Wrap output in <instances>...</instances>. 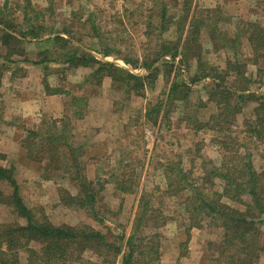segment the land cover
<instances>
[{"label": "rangeland", "instance_id": "1", "mask_svg": "<svg viewBox=\"0 0 264 264\" xmlns=\"http://www.w3.org/2000/svg\"><path fill=\"white\" fill-rule=\"evenodd\" d=\"M27 1L8 0L5 10L23 31L28 25L24 20ZM30 1L32 17L33 10L41 11L37 21L54 31L68 28L72 39L67 48H59V52L50 56L44 54L46 44L24 39L19 51L15 50L11 56L14 62H6L8 67L1 79L0 153L4 158L0 161L16 169L19 191L27 206L38 218L46 217L56 225H90L101 231L109 242L118 243L127 251L126 240L133 233L140 201L146 200L150 205L149 215L153 212L157 219L151 221L146 217L148 221L146 219L136 232V241L143 237L151 240L158 229L160 259L156 264H208L216 259L223 229L218 222L201 213L195 212L190 218L185 204L192 191L191 185L184 187L182 185H189L186 181L180 184L176 181L170 187L167 173H170L169 163L180 164L181 170L187 172L189 182L198 183L212 167L225 161L230 165L233 158L239 161L238 151L241 155L249 153L255 169L264 172V129L258 135L253 128L261 127L257 121L260 100L247 99L239 105L234 104L242 92L264 97V74L258 71L260 65L253 59L246 35L241 36L232 49L225 47L220 38L222 36L226 41L244 27L243 21L264 24L262 0ZM4 2L0 0V7ZM164 5L167 13L174 16L171 22L175 21L177 25L188 16L181 43L188 35L189 18L196 16L208 24L219 21L216 32L201 27L197 34L190 35L184 52H181V44L182 63L178 62L179 58L175 61L170 57L160 58V45L164 41L177 40L179 35L171 22L166 32H160L159 13ZM1 33L0 26V36ZM194 39L201 43L199 50L195 48L197 42ZM48 45V48L52 47V43ZM73 49L91 52L102 61L114 63L124 73H134L143 82L124 81L126 74H121L125 77L114 82L112 77L105 75L102 83L97 85L91 74L101 64L72 66L63 54ZM101 49L110 54L105 55ZM6 52L0 40V55ZM40 53L47 58H61L58 62L32 63L40 59ZM158 58L160 60L153 64L151 73L144 63ZM229 58L241 62L243 72L230 70L223 74L226 85L234 94L229 100L230 105L223 103V107L209 97L213 78L196 81L194 78L201 73L198 72L199 61L209 67L226 69ZM173 81L185 82L187 88L181 90L188 93L187 97L182 100L168 98ZM45 95L58 96L64 110L60 114L48 110L41 111V115L38 110L34 112L33 107L40 105L39 96L45 99ZM46 103L43 100L41 104L46 106ZM52 105L59 107L56 102ZM75 111L77 115H74ZM221 111L224 114L215 121L212 115ZM64 119L68 120L64 123L74 125L72 131L65 126L63 131L60 124V129L66 132L65 144L60 140L56 142L58 145L47 142L50 123ZM38 127L46 130L42 137L44 142L38 141L41 144L38 143L32 157H28L22 144L25 138H32L28 131ZM66 144L81 148L80 176L71 164L72 156ZM54 145H57L58 153H54ZM58 155L62 156L61 161L55 158ZM42 157L43 161H40ZM85 179L99 190L102 220L95 219L81 206H67L61 201V190L66 188L71 195H77L88 187ZM214 181L212 187L217 192L223 191V182L220 179ZM2 186L4 193H11L7 183ZM225 201L239 205L227 198ZM0 222L24 225L26 220L2 200ZM146 242L156 247V242ZM33 245L39 251L43 247L42 243ZM19 250L18 264H27L26 248ZM84 260L122 264L121 255L114 259L112 253L100 257L86 250L80 258L83 264ZM256 263L264 264V252Z\"/></svg>", "mask_w": 264, "mask_h": 264}, {"label": "trees", "instance_id": "2", "mask_svg": "<svg viewBox=\"0 0 264 264\" xmlns=\"http://www.w3.org/2000/svg\"><path fill=\"white\" fill-rule=\"evenodd\" d=\"M8 0H5L2 7H0V26H1V36L0 40L2 44L6 47L7 52L4 55H0V84L3 77L4 70L8 67L6 62H14L11 60V56L15 54V50L19 51L21 47V42L24 39L30 38L41 44H46L45 55L50 56L59 52V48H67L70 41L71 35L68 28H63L58 31L48 28L43 22H39L36 19L39 18L41 11H35L34 17L30 13L31 1H27L24 20L28 23L25 30L17 28V23L10 16L6 15V7ZM264 9V0H262ZM51 7V6H50ZM52 8V7H51ZM190 11V8H187ZM167 6L161 7L159 13L160 17V32L164 33L170 27L171 17L168 13ZM188 16L186 15L179 25L175 21L171 22V25L175 26L179 32L177 40L164 41L160 47L162 50L161 59L170 57L172 61L179 58L178 62H184V58L180 54V47L182 44V51L184 52V46L186 45L190 35L197 34L199 29L207 28L211 32H216L219 30L218 22L208 24L198 17L193 16L189 18V28L187 29V38L184 43H181L183 34L185 31V26L187 24ZM242 22V21H241ZM244 27L239 28L234 35L230 38L224 39L220 36L225 47L232 49L234 43L241 37L245 36L253 51V59L257 64H259L258 71L264 74V24L256 21H243ZM151 36L150 33H147ZM195 48L198 50L201 48V43L197 39ZM192 42V41H191ZM49 43H52V47H49ZM101 51L108 55L109 51L101 49ZM64 59L68 60V63L72 66H92L95 63L101 64L100 67L96 69L94 73L91 74V78L95 84L100 85L102 79L105 75L112 77L114 82H119L122 80L121 74H126L127 78L123 80L136 79L137 82H143L134 73L126 72L124 73L120 67L116 66L114 63L105 62L96 58L91 52L82 51L78 49H73L72 51H67L64 54ZM43 57L40 53V59L32 61L34 64H43L47 62H58V57ZM29 61V59H26ZM89 60L93 61L92 63ZM160 59H154L151 62L148 60L144 63V66L151 70L153 64L157 63ZM200 60V59H198ZM167 61V60H165ZM95 62V63H94ZM226 69H220L219 67L209 65L207 63L198 62V72L194 81L201 80L206 77L213 78V86L209 93V97L215 100L217 105H230V99L234 96L232 90L228 85H226V77L230 70L243 72L241 69V62L234 60L232 58L227 59ZM91 64V65H90ZM225 74V75H223ZM122 76V77H121ZM143 86V84L141 85ZM185 86V82L173 81L168 92V98L171 100H182L187 97V92L183 93L181 90ZM56 92V90H55ZM239 99L236 98L235 105H239L241 101H247V99L260 100L257 107H261V110L257 112V121L261 124V127L257 128L253 126L254 132L261 135L264 129V97L257 95L256 93L242 92L238 95ZM235 100V99H234ZM223 105V107H225ZM78 112L75 111L74 115ZM224 114L221 111L218 115H212L213 119L220 117ZM68 120H53L50 123L51 128L47 131V142H52V144H57L58 140L66 141L64 137V126L69 128V131L74 129V125L71 122L68 124L64 123ZM46 123V121H45ZM64 123V124H63ZM60 124L63 125L62 130L60 129ZM221 121L219 120V125ZM215 125L217 126L216 122ZM50 126H47L50 127ZM46 128V129H47ZM220 130V127H219ZM46 130L38 127L36 130H29V134H32V138H25L23 148L27 151V156L32 157L33 150L38 147L41 143L42 137L44 136ZM66 136V135H65ZM30 137V135H29ZM37 141V142H36ZM40 141V142H38ZM43 141V140H42ZM44 142V141H43ZM40 143V144H38ZM58 145V144H57ZM57 145H54V153H58ZM67 145V144H66ZM68 152L72 156V166L77 168L76 174L78 175L81 171V151L80 147H74L72 145H67ZM51 155V153H50ZM239 161L231 159L229 165L228 161H225L220 166L212 167L207 174L202 177V180L198 183H190L189 176L187 172L183 169L181 170L180 164L169 163L168 174V186L172 187L174 183H181L186 181L182 185L184 187L192 188L190 195L187 198V203L185 204V209L192 218V214L198 212V214H203L206 218L216 221L219 226L223 229V238L218 245V257L212 260L208 264H257L256 262L260 258L261 254L264 252V172H258L253 162L251 161V155L246 153L244 155L236 153ZM4 158V155L0 153V158ZM49 157V156H47ZM61 155L58 158L61 161ZM245 159V162H242ZM227 160V159H226ZM40 161H43V157ZM227 162V163H226ZM71 166V165H70ZM69 168V167H68ZM67 168V170H68ZM178 170L175 171V170ZM13 166L3 165L0 161V202L5 201L6 204L10 205L16 213L26 220L23 224H13V223H3L0 222V264H18L20 262V248H26L27 252V264H83L80 261L82 258L83 251H92L98 256H106V254L112 253L114 259L119 255L122 256V264H156L160 259V251L158 247L159 234L158 229L154 232L153 238L145 239V237L136 241V232L141 229V226L145 224L146 219L153 221L157 219V216L150 214V205L148 201H140L137 216L133 225V233L127 237L126 245L128 247L127 251L123 250V246L118 243H111L107 240L106 236L99 230L87 224L80 225H56L48 218H38L33 210L27 206L20 191L18 182L16 179L15 171ZM76 175V176H77ZM80 176V175H78ZM76 178V177H75ZM215 180L220 179L223 182V191L217 192L212 186L215 184ZM88 187L81 190L77 195H71L66 188L61 190L60 196L61 201L67 206L71 204H76L84 209H87L95 219L102 220L99 215L101 212L102 205L98 206V196L99 190L93 186V183L89 179ZM2 183L8 184L11 187V193L6 194L3 191ZM144 197V196H143ZM231 200L233 203H239V205H231L225 199ZM246 198V199H244ZM147 217V218H146ZM148 221V219H147ZM159 224V223H158ZM157 224V226H158ZM198 224V223H194ZM125 238V236H123ZM146 240L156 242V247L148 244ZM24 241L26 242L24 244ZM33 243H42L43 247L39 251L37 247H34ZM154 254L153 258L151 257ZM184 255V254H183ZM114 262V261H113ZM84 264H99L94 261L84 260Z\"/></svg>", "mask_w": 264, "mask_h": 264}, {"label": "crops", "instance_id": "3", "mask_svg": "<svg viewBox=\"0 0 264 264\" xmlns=\"http://www.w3.org/2000/svg\"><path fill=\"white\" fill-rule=\"evenodd\" d=\"M39 98H40V101H39L40 105H39V107H33L34 108L33 109L34 112H36L35 110H38L39 115H41L40 114L41 111L42 112H47V110H48L49 113H53L54 111H59L58 114H60V111H63L64 110V108L61 106V104H62L61 99L58 96L45 95V99L43 97H40V96H39ZM43 100H45L47 102L46 103V106L43 105V104H41V103H43ZM55 102L58 103L59 107H53L52 104H54ZM58 114L57 115H54V116L56 117V116H58ZM37 124H39V122Z\"/></svg>", "mask_w": 264, "mask_h": 264}]
</instances>
